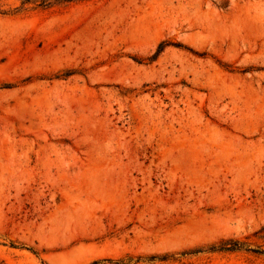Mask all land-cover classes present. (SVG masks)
Wrapping results in <instances>:
<instances>
[{"label":"rangeland","instance_id":"rangeland-1","mask_svg":"<svg viewBox=\"0 0 264 264\" xmlns=\"http://www.w3.org/2000/svg\"><path fill=\"white\" fill-rule=\"evenodd\" d=\"M0 264H264V0H0Z\"/></svg>","mask_w":264,"mask_h":264},{"label":"trees","instance_id":"trees-1","mask_svg":"<svg viewBox=\"0 0 264 264\" xmlns=\"http://www.w3.org/2000/svg\"><path fill=\"white\" fill-rule=\"evenodd\" d=\"M44 3V2H43Z\"/></svg>","mask_w":264,"mask_h":264}]
</instances>
